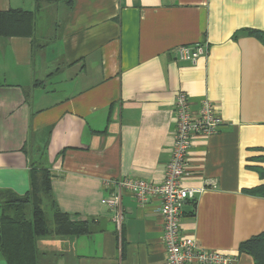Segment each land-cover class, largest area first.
I'll return each instance as SVG.
<instances>
[{
    "label": "crops",
    "instance_id": "1",
    "mask_svg": "<svg viewBox=\"0 0 264 264\" xmlns=\"http://www.w3.org/2000/svg\"><path fill=\"white\" fill-rule=\"evenodd\" d=\"M34 12L30 36L0 32V189L23 196L30 168L51 174L53 210L90 233L42 237L39 264H162L158 200L120 194L117 227L103 198L124 178L160 184L174 100H204L220 130L196 137L180 233L229 264H255L241 242L264 232V0H0ZM201 44L195 64L174 49ZM0 264H6L0 254Z\"/></svg>",
    "mask_w": 264,
    "mask_h": 264
},
{
    "label": "built area",
    "instance_id": "2",
    "mask_svg": "<svg viewBox=\"0 0 264 264\" xmlns=\"http://www.w3.org/2000/svg\"><path fill=\"white\" fill-rule=\"evenodd\" d=\"M176 58L181 62L195 64L206 53L204 45H182L174 49ZM175 129L170 159L165 166L164 177L160 184L144 180L124 178L107 185L117 188V193L101 200L112 213V220L117 227L122 223L119 209L120 194L130 193L140 206L150 200H158L157 211L162 218V243L165 258L162 264H229L230 258L222 253L205 250L197 242L180 233L182 206L186 201L194 200L203 190L189 189L182 186L186 174L188 156L196 137H209L216 134L222 120L215 106L204 100L197 112H192L189 98L178 92L174 100Z\"/></svg>",
    "mask_w": 264,
    "mask_h": 264
},
{
    "label": "trees",
    "instance_id": "3",
    "mask_svg": "<svg viewBox=\"0 0 264 264\" xmlns=\"http://www.w3.org/2000/svg\"><path fill=\"white\" fill-rule=\"evenodd\" d=\"M34 12L9 10L0 13V32L4 35L30 36ZM247 34L264 45V32L248 30ZM51 174L47 169L30 168L29 189L23 196L0 189V254L6 264H39L37 239L42 237L79 236L90 233L87 223L72 222L68 215L55 209L50 228L42 210L51 195ZM239 251L264 264V232L239 245Z\"/></svg>",
    "mask_w": 264,
    "mask_h": 264
},
{
    "label": "rangeland",
    "instance_id": "4",
    "mask_svg": "<svg viewBox=\"0 0 264 264\" xmlns=\"http://www.w3.org/2000/svg\"><path fill=\"white\" fill-rule=\"evenodd\" d=\"M53 204L51 203L50 200H48L47 202H44V204L42 205V210L44 211L46 220H47V224L50 228L53 227V221H52V215H53ZM40 240L41 238L37 239V243L38 245L40 244Z\"/></svg>",
    "mask_w": 264,
    "mask_h": 264
}]
</instances>
